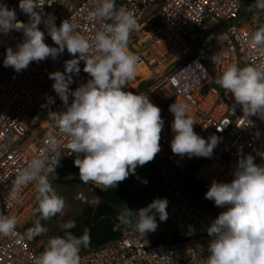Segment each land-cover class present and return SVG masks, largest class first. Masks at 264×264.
Returning a JSON list of instances; mask_svg holds the SVG:
<instances>
[{
    "label": "built area",
    "instance_id": "obj_1",
    "mask_svg": "<svg viewBox=\"0 0 264 264\" xmlns=\"http://www.w3.org/2000/svg\"><path fill=\"white\" fill-rule=\"evenodd\" d=\"M252 1L115 0L117 8L131 11L138 22L128 41V51L139 58L137 75L123 90L145 94L160 109L164 121L160 151L150 162L161 174L168 167L184 176L192 173L201 182H230L239 159L250 155L254 163L261 161L264 166V117L246 116L231 94L216 83L229 64L264 62V51L249 43L254 24L240 18ZM0 3L15 10L18 22H29V16L17 7L18 0ZM39 4L42 6L38 28L45 32L44 42L52 47L56 45L43 23L48 16L55 18L57 27L68 20L76 32L89 40L103 24L89 17L95 0H39ZM230 21L234 22L206 43L204 31ZM22 39V30L0 33V60L5 57L6 48L15 50ZM188 42L206 44L192 54ZM71 58L65 49L55 59L30 62L18 73L8 67L0 79V215L15 216L17 220L12 234L0 236V264H35L40 254L23 230L37 206L36 189L33 184L24 186L19 200H11L16 174L33 156L44 153L52 141H56L61 155L55 172L76 156L67 149L68 138L56 126L55 113L63 111L65 105L49 78V73H63L65 61ZM83 67L84 61L80 60L79 73L72 75L71 90L89 79ZM46 97H52L54 103H47ZM175 101L187 104L188 115L195 121V133L206 140L213 134L219 138L210 157L189 158L172 153L173 115L169 106ZM165 180L173 192L168 199L167 219L160 221L157 215L155 231L141 235L133 229L121 230L119 237L80 252L79 264H205L210 239L206 229L215 217L192 203L182 186ZM87 183L100 188L92 181ZM76 198L86 202L80 193ZM96 202V197L90 200L91 204Z\"/></svg>",
    "mask_w": 264,
    "mask_h": 264
},
{
    "label": "clouds",
    "instance_id": "obj_2",
    "mask_svg": "<svg viewBox=\"0 0 264 264\" xmlns=\"http://www.w3.org/2000/svg\"><path fill=\"white\" fill-rule=\"evenodd\" d=\"M41 6L39 0H18L17 7L29 16V22L22 24L16 20L14 9L0 3V33L23 32L15 50L5 49L3 66L18 73L30 62L55 59L65 49L72 55L65 61L63 73H49L52 89L65 105L63 111L55 113V123L68 138L67 149L76 154L73 163L78 167L79 179L114 189L118 182L135 175L137 166L152 161L160 151L164 124L159 107L145 94L123 90L137 75L139 58L128 51L130 34L138 27L137 19L131 11L117 8L115 0H95L89 17L103 24L91 40L76 32L68 20L57 27L54 17L44 19L47 35L56 45L52 47L44 42L45 32L38 28ZM252 7L264 11V0H254ZM249 43L264 51V25L250 34ZM80 60L84 61L83 71L89 79L71 90L69 85L73 83L72 75L80 71ZM216 83L231 94L246 116L264 117V62L243 67L229 64ZM46 101L54 103L52 97H46ZM169 111L173 115L172 153L189 158L210 157L219 138L213 134L206 140L194 132L195 121L183 101L172 103ZM60 157L57 143L52 141L44 153L33 156L14 178L11 200H19L20 190L29 184L34 185L37 193L39 218L34 227L26 230L28 240L48 231L41 225V219L63 213L64 199L48 179L59 166ZM232 175L230 182L213 180L204 193L205 199L224 209L206 229L210 239L205 264H264V166L254 163L249 155L238 160ZM167 204L166 198H155L136 210L124 205L115 227L132 228L146 235L155 231L157 215L160 221L167 219ZM16 224L15 216L0 215V236L12 234ZM75 226L74 219L61 223L63 235L48 239L35 264H79L81 248L88 247L90 235L87 228L80 236L74 235L70 230Z\"/></svg>",
    "mask_w": 264,
    "mask_h": 264
},
{
    "label": "rangeland",
    "instance_id": "obj_3",
    "mask_svg": "<svg viewBox=\"0 0 264 264\" xmlns=\"http://www.w3.org/2000/svg\"><path fill=\"white\" fill-rule=\"evenodd\" d=\"M263 12L264 11H258V10L255 11V10H251V8H247L243 10V12L240 15L241 16L240 18L242 20L251 21L252 24H254V28L256 30L260 25H264ZM233 22L234 21H230L226 24L219 26L215 25L210 27L208 30L204 31L203 35L206 43H208L215 36L219 35L221 31H223L227 26H229ZM206 43L188 42L192 54H197L199 50L203 48L202 46H204ZM244 65L246 64L242 63L240 64V67H243ZM7 71H8V67L3 66V60H0V79L4 77ZM257 165H261V161H259ZM67 170H68V164H64L62 168L61 169L59 168L54 173V175L49 179L55 192L64 199L65 207L63 209L62 214H57L56 216H53L47 220H43V219L40 220L41 225L46 227L48 231L45 234L38 235V240L36 242H33L37 246L39 253H41L44 250L45 246L47 245V241L50 237L61 236L60 233L61 231H63L59 227L61 223L66 222L70 219L75 220L76 217H79L81 215L85 207L87 206L94 207L98 202L97 199V202L95 204L90 203V200L92 201L94 199V195L91 193V190L87 185L69 181L70 178L79 179V173H74L72 175L65 176L64 179H61L62 178L61 173L63 171L67 172ZM143 170H144L143 166H137L135 168L136 176L128 184L131 193L128 197V200L125 203L115 206V209L118 212H121L124 205H126L132 210H136L138 208L146 206L148 203L152 201L150 195L154 193V189L157 186V181L154 175H147L142 173ZM171 172L172 170L167 167L164 169L162 174L160 172L159 174L165 180L168 178V175ZM142 180H146L147 183L146 184L142 183L141 182ZM195 180L197 181V179ZM212 181L213 180L211 179L202 182L198 181L201 184H203L204 193L208 190V187L210 186ZM100 189H104V187L100 185ZM184 191L185 188L183 190V193ZM78 193H80L83 197L86 198L85 203H82L76 198ZM208 201L209 200L205 199L203 194L198 199L197 204L199 207L209 212L214 217H216L221 211L224 210L223 208L214 206V204H211V202ZM211 205H213V207ZM36 209L37 206L35 207V210L32 213L28 223H26L23 226V230L25 233L28 228L34 227V222L39 218V213L36 211Z\"/></svg>",
    "mask_w": 264,
    "mask_h": 264
},
{
    "label": "trees",
    "instance_id": "obj_4",
    "mask_svg": "<svg viewBox=\"0 0 264 264\" xmlns=\"http://www.w3.org/2000/svg\"><path fill=\"white\" fill-rule=\"evenodd\" d=\"M253 3L254 0L244 9L251 8V10L256 11V9L252 7ZM75 157L66 160L59 167L61 169L64 164H68V170L67 172L63 171L61 173V179H64L65 176L79 173L78 167L73 163ZM143 167L144 170L142 173L154 175L157 181V186L154 189V193L150 195L151 200L155 198H166L168 201L173 190L167 181L160 176L157 167L154 164H151V162L144 164ZM135 176L136 174H130L124 181L118 182L114 189H100L90 185L89 183L82 182L80 179L70 178L69 181L71 182L87 185L94 197L98 199V202L94 207L87 206L84 208L81 215L75 218V228L70 230L76 236H80L85 228L89 230L90 244L86 248H81L80 252L100 246L109 240L119 237L121 230H132V228H127L124 226L119 228L115 227L117 224V216L120 213L115 209V206L121 205L128 200V197L131 193L128 184ZM167 180L174 183L175 185L182 186L183 190L185 188V195L192 203L198 206L197 201L204 194V188L203 184L194 179L192 173L184 176L177 173L176 171H172L169 173ZM208 202L213 204L211 200ZM211 206L213 207V205ZM60 235H63V231H61ZM37 240L38 236L34 237L31 241L36 242Z\"/></svg>",
    "mask_w": 264,
    "mask_h": 264
}]
</instances>
